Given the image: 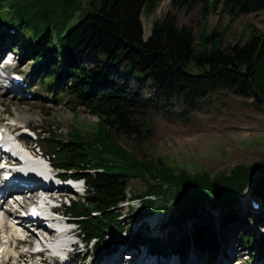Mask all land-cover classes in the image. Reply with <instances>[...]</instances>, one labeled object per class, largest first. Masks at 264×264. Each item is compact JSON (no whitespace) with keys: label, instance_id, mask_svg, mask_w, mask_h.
<instances>
[{"label":"trees","instance_id":"16d2710c","mask_svg":"<svg viewBox=\"0 0 264 264\" xmlns=\"http://www.w3.org/2000/svg\"><path fill=\"white\" fill-rule=\"evenodd\" d=\"M163 1L0 0V44L31 57L32 85L58 104L67 99L73 114L82 107L97 118L89 138L78 129L67 139L59 130L38 136L59 173L85 184V195L64 210L81 238L95 244V256L142 244L151 254L193 252L209 262L232 233L239 245L255 249L253 260L261 256L264 239L248 221L258 227L264 217L262 211L241 215L240 197L248 190L264 209V161L212 176L190 174L158 157L139 158L114 138H139L138 117L150 109L169 112L175 102L193 107L222 90L263 103L264 33L247 22L236 42L223 47L224 32L204 28L194 38L190 27H178L175 15L166 12L143 40L142 11L150 14ZM170 5L185 13L199 5L203 16L219 11L229 19L264 11V0H170ZM131 179L142 183L139 192L130 189ZM128 199L140 202L127 214L136 228L119 220V205ZM156 214L162 215L158 230L164 237L150 235L144 224Z\"/></svg>","mask_w":264,"mask_h":264},{"label":"rangeland","instance_id":"374dc122","mask_svg":"<svg viewBox=\"0 0 264 264\" xmlns=\"http://www.w3.org/2000/svg\"><path fill=\"white\" fill-rule=\"evenodd\" d=\"M88 1L83 0V3ZM166 12L175 15L178 27H190L194 38L204 28H206V32L211 30L217 33L224 32L223 47L236 42L241 29L247 22L252 23L264 33V11L258 14L238 15L229 19L219 11H212L208 16H203L199 5L191 12L185 13L184 9L172 7L170 0H164L154 12L149 14L142 11L140 20L143 40L149 37L153 21ZM75 21H77V17L73 20L72 25ZM1 48L5 49L4 54H6L2 60L5 61L8 55L14 56L15 59L10 61L12 70L15 69L29 79V73L33 70L31 57L21 58L16 55L9 43H4ZM3 86L0 88V108L7 115L4 116L7 123H12L13 119L19 115L23 119L17 118L20 119L19 122L27 120V127L34 129L39 135H43V132L59 130L60 138L67 139L70 133L78 129L84 136L88 138L91 136L97 118L92 117L84 108L75 107V114H73L72 105L66 103L67 99L59 104L56 103L52 96L47 94L37 83L35 86H30L28 83V88L25 91H17L18 93L5 83ZM144 91L146 92V90ZM171 109L169 112L150 109L140 114L138 124L141 135L139 138H126L123 135H117L114 138L139 158L155 159L158 157L169 166L184 168L190 174L205 171L212 176L221 172H230L235 166L264 161V100L263 103L257 105L252 98L238 97L222 90L211 94L207 99L194 104L193 107L175 102ZM18 125L26 126L24 123ZM32 147L34 148V146ZM41 149L45 152L48 151L42 145ZM46 153L48 154L49 151ZM129 186L135 193L143 188L142 183L137 179L129 180ZM70 193L68 195L72 201L81 198L79 194ZM244 193L241 197L243 203V205L241 204L243 208L241 215L245 214L244 206L251 208L249 207L251 201L248 190H245ZM139 206L138 201H128V203L124 202L119 205L118 210L121 213L119 220L124 227H138L136 224H129L127 214L130 207L138 209ZM254 213L257 212L252 210V216ZM161 217V214H156L144 221V224L149 227L150 235L164 237L165 233H161L157 227L153 226L155 222L160 221ZM187 227L189 228L190 224ZM254 232L256 237L264 239V226L256 227ZM29 233L33 235L31 231ZM227 237L229 238L228 242L223 246L224 255H227V250L230 249V252L240 259L241 264H264V247L261 256L252 260L251 255L255 249L239 245L236 242L235 234L229 233ZM34 239L37 240L35 236ZM121 250L128 249L122 246ZM19 252L22 257L19 258L18 263L14 259H11L10 263L35 264V262H29L25 249L21 248ZM130 252L135 255V259L138 258L139 254L137 256L135 250L130 249ZM87 254L93 255L91 244L88 245ZM190 254L192 252L188 255ZM176 257L178 255L165 259H158L156 256L153 258L167 264L169 260L176 261ZM81 258L82 260H78ZM102 259L101 262H104V258ZM68 261H71L70 264H79V261L82 262L81 264H89L94 260L92 257H86L84 251L78 250L69 257ZM123 261H126L125 258L121 264H125ZM146 261L152 263L150 260L142 259V262Z\"/></svg>","mask_w":264,"mask_h":264},{"label":"bare ground","instance_id":"6f19581e","mask_svg":"<svg viewBox=\"0 0 264 264\" xmlns=\"http://www.w3.org/2000/svg\"><path fill=\"white\" fill-rule=\"evenodd\" d=\"M4 50L3 51L0 50V85H1L0 88L4 87L3 85L5 83L9 86L10 89H14L16 92L20 91L21 88L19 87V85L12 86V87L9 85V80H10L9 73L12 71V66L10 65L11 64L10 61L12 59H15V58H14V56L8 55V58L6 57L5 61L2 60L4 55H6V54H3V56H2V53H4ZM0 107H1V104H0ZM16 117L22 119V117H20L19 115H17ZM17 118L13 119V121L17 122V124L24 123V125H26V126L28 125V123H27L28 121L26 119H25L26 122H19L20 119H17ZM12 125L13 124H9L7 127H5V128L2 127V128L4 129V131H6V130L11 131L13 129ZM0 131H2V130H0ZM30 152L32 154H34L35 150L32 147H30ZM10 174H11V179L13 181L26 180L28 182V184L34 185L33 187H31L28 190H34L37 185H40L39 184L40 181H37L32 176L31 177L30 176L29 177H22L21 175H17L13 172H11ZM48 187H50V185ZM47 189H50V188H47ZM46 193L49 196L55 195L54 192H46ZM34 196H35V192H31L30 195L28 196V198H29L28 200H30ZM57 196H60V194H58ZM19 207L21 208L22 204H20ZM6 216L10 217V214H7ZM26 220L27 219L17 220L18 221L17 226H13V225L7 224V223L2 224V221H0V236H1L0 239L4 241V243L0 246V257L2 258L3 263L12 264V263H10L11 259H14L15 262L18 263L19 258L22 257V254L20 252H18V249L20 248L21 245L27 247L29 250L32 249L33 241L35 239L33 238L34 235L32 236L29 232L25 233L26 237L22 241L16 240V238H17L16 230L19 227H22V225L25 223ZM37 224L41 225V229H43L44 225L42 222H40V223L37 222ZM60 227H62V225ZM49 236L53 237V234H50ZM9 238L12 239V242L11 243H5V239H9ZM13 242H14V246L12 245ZM125 254H127V255H125ZM183 257L178 256V257H176L177 258L176 261H170L169 260V262L167 264H203V262H201V259L193 252H192V254L187 255L186 258H183ZM124 258L126 260V261H123L125 264H145V262H142V261H140V263L139 262L135 263L134 262L135 255L131 254V252H128L127 250H121L118 254L104 258V260H105L104 262H101L103 260L102 259L100 262L95 263V264H121V261ZM158 259H154V261H152L151 264H163V263L159 262ZM78 260H82V258L78 259ZM218 262H219L218 264H233L234 262H236L237 264H241L240 259H237L234 256V254H232L230 252V249L227 250V259L220 258L218 260Z\"/></svg>","mask_w":264,"mask_h":264}]
</instances>
